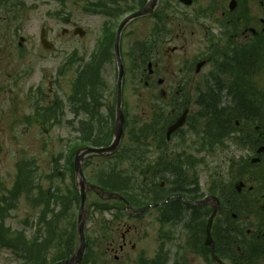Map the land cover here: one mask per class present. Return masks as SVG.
<instances>
[{
	"label": "flooded vegetation",
	"instance_id": "1",
	"mask_svg": "<svg viewBox=\"0 0 264 264\" xmlns=\"http://www.w3.org/2000/svg\"><path fill=\"white\" fill-rule=\"evenodd\" d=\"M149 1L94 0L95 16L108 17L111 21L98 25L94 59L84 64L82 89L84 79L88 81L91 76H101L107 64H114L117 80L114 89L106 94L107 100L112 96L115 99L114 112L110 114L113 129L110 132L107 129L108 133H102L96 139L93 134H100L99 130L94 127L91 134L83 127L82 149L107 148L113 140L120 77V63L115 51L117 30L125 16L142 10ZM249 1L192 0V6L186 7L180 0L170 3L158 0L155 12L147 16L152 23L144 43L137 45L140 46L136 48L138 52H135L133 34L129 33L131 23L135 21L127 24L122 32L124 115L127 114L125 93L132 87L130 82L133 83L135 67L140 65L142 68V62L147 68V71L143 69L148 91L147 102L142 105L144 118L138 119L139 126L130 132L129 124L124 126V136L129 133L128 140L132 144L126 155L134 158L135 150L144 149L145 169L140 172L147 175L144 187L152 196L145 201L147 210L143 215L147 246L144 264H264V132L259 84L262 69L260 63L257 67L253 62L247 64L246 56L247 45L256 46L258 53L262 51L264 19L248 17ZM255 1L264 8L262 0ZM232 4L235 9L230 11ZM173 6L194 8L190 16L183 14L182 17L191 26L189 32L177 15L167 14L176 10ZM256 23L260 25L256 26ZM176 45L186 52L184 57L176 60L180 66L178 70L172 59L179 51ZM160 48L166 50L163 55L158 51V62L153 63L156 57L149 56ZM188 48L191 49L190 56L187 55ZM89 86L93 91L98 90L92 84ZM92 89L88 94L87 90L82 92V107L89 117L87 110H93L92 104L94 111L101 107L91 93ZM245 95L250 101L242 100ZM108 104L104 99L102 106L107 108ZM177 123L181 126L170 133ZM88 124L83 122L85 127ZM188 136L192 138V153L184 163L193 167V180L191 184L177 181L173 185L172 179H177L179 174L174 176L170 170L176 164L184 170L182 159L188 154L181 152L175 155V161H167L166 158L171 156L168 145L181 137L179 144L183 146ZM242 150L243 155H234L235 151ZM92 157L96 156L89 158ZM153 159L155 161H151ZM200 170H203L201 177ZM180 173L188 177L182 171ZM159 180L162 184L158 186ZM168 185L173 186L171 193L163 191ZM258 186L263 191L260 192ZM216 209L217 216L209 237L208 224ZM128 234L121 236V252L128 244Z\"/></svg>",
	"mask_w": 264,
	"mask_h": 264
},
{
	"label": "rangeland",
	"instance_id": "2",
	"mask_svg": "<svg viewBox=\"0 0 264 264\" xmlns=\"http://www.w3.org/2000/svg\"><path fill=\"white\" fill-rule=\"evenodd\" d=\"M174 1L161 0V3ZM173 7H176V10L167 14L177 15L179 21H183V27L189 32L191 26L187 21L182 20V17L183 14L190 16L194 8ZM249 7L248 17L264 19V8H260L258 1L250 0ZM96 12L94 0H10L8 5L2 8L0 6V197L8 196L9 192L13 191L15 183L17 184L16 179L21 183L18 182L20 187L31 171L35 173L33 181H36L41 189L30 198L21 194L14 207L4 212V223L13 233L22 234L27 242H36L41 247L46 244L47 253H44L46 255H42L39 249L35 251L46 258L44 260L46 264L58 261L62 253L58 244L66 233L71 232L74 237L73 252L78 247L76 226L80 204L77 191L74 189L72 165L81 130L85 128L92 134V127H95L94 129L99 130L100 134L96 132L93 135L99 139L102 133L106 134L113 129V119L110 114L114 112L115 99L112 96L107 100L106 94L107 91L114 89L117 80L114 64L105 65L101 76L94 75L91 79L88 76L87 79L90 80L83 81L82 92L87 90L86 94L92 89L90 84L98 88L95 91L91 90L101 104L100 108L96 107L94 118L86 116L83 107L82 116L75 117L71 113L69 104V98L75 91L74 85L79 69L82 67L84 72V64L94 59L92 55L99 23L111 21L108 17L95 16ZM216 19L218 20L219 16ZM151 23L152 19L148 18L131 23L129 33L133 34L135 49L140 47L137 45L144 43ZM77 28L85 32L83 37L75 34ZM42 30L46 31V39L53 49H46L42 45ZM127 47L124 48L127 49ZM176 47L179 51L173 55L172 59L174 67L178 70L180 66L176 60L184 57L186 52L181 51L179 45ZM143 49L142 46V51ZM165 50L160 48L151 54L149 57H156L152 62H158V51L163 55ZM138 51L135 50V52ZM187 55H191L190 48ZM135 57L137 64V53ZM140 64L142 68L140 65L135 67L133 83L130 82L132 87L125 93L127 97L124 107L127 113L125 123L131 128L129 132L133 127L139 126L138 119L144 118L142 105L147 102L145 95L148 91L145 89L146 79L143 71L144 68L147 71V68L144 66L145 63ZM259 84L262 95L264 75ZM153 85L156 86V82ZM106 87H108L107 90ZM254 97L258 98L255 95ZM100 98L103 102L105 99L106 103H109L107 108L106 105L105 108L102 106L103 102ZM90 103L92 104L93 100ZM99 115L102 118L98 117ZM85 121L89 123L88 127L83 125ZM96 121L102 123L98 124ZM263 126L262 122V128ZM129 137H131L129 133H126L120 151L112 159L99 157L86 159L84 171L88 180H94L97 176L111 172L112 175L120 178L123 191L130 195L141 191L144 196H147L143 200L146 201L148 197L152 198L151 194L143 184V189L139 188V183L147 176L144 172H140L145 169L144 149L135 150L134 158L127 156L126 153L132 145L128 140ZM179 142L181 137H177L168 145L167 151L171 152V156L166 158L167 161H175V155L181 152L187 153L188 156L182 159L183 167H186L184 170L177 164L170 170L174 172V176L179 174L177 179H172L173 185L177 181L190 183L194 176L193 167L184 163L192 153V138L188 136L183 146H180ZM248 144L250 146L249 142ZM242 152L243 150L235 151L234 155L241 156ZM181 171L188 177L183 176ZM202 172L203 170H200V177ZM161 184L162 180H159L157 185ZM257 189L260 192L263 191L261 186ZM163 191L171 193L173 186L168 185ZM42 195L43 197H40ZM46 198L51 201L50 210L56 207V211L55 214H49L48 211L47 223H40L44 211L47 210ZM40 200L45 205H40ZM54 202H57L58 206H53ZM103 205V201L96 194L88 193L89 212L85 230L86 234L94 240L92 254L96 259L95 264H138L147 247L144 239L146 223V220H143L144 216L130 217L125 211L121 212L120 205H115V210L110 213H103L101 210ZM111 206L113 207L112 204ZM118 213H121L119 219L115 217ZM105 221L110 222L111 225L106 238ZM48 223L51 224L47 226ZM129 230L131 234H129L125 251L114 253V250L118 251L122 243V234H127ZM0 264H23V258L0 247Z\"/></svg>",
	"mask_w": 264,
	"mask_h": 264
},
{
	"label": "trees",
	"instance_id": "3",
	"mask_svg": "<svg viewBox=\"0 0 264 264\" xmlns=\"http://www.w3.org/2000/svg\"><path fill=\"white\" fill-rule=\"evenodd\" d=\"M9 2L10 0H0L1 8L3 6L8 5ZM252 57L255 58L254 55H252ZM263 73H264V69H263ZM74 88H75V91L71 95V98H69V102H70L69 104L71 107V113H73L75 117L79 118L82 116V67L79 69V72L77 74V79H76ZM81 125H82V120H81ZM77 140H79V142H77V147L75 148L74 151L82 148V130H81V137H79ZM34 175L35 173L31 171L29 177L22 183L20 187L18 185L19 180L17 181L16 179L17 184L15 183L13 191L9 192L8 196L0 197V219H1L0 221V247L10 250L17 256L23 258V264H46V262H44L46 258L42 257V255H46L44 254L45 252L47 253L46 244L42 245L41 247L36 242H33V241L27 242L25 238L22 236V234L17 233V232L13 233L10 229H8V227L4 223L5 222L4 212H6L8 208L14 207V204L17 203V199L21 194H24L25 196H27V198H30L31 196H33L34 194H36L37 192L41 190L39 189V186L36 184V181H33ZM106 175L103 178L102 177L99 178V180L97 179L98 180L97 183L101 185V187H103L105 190L109 191L110 193L116 192V193L123 195L128 200V202L136 209H140L142 207L140 204L143 202V192L140 191L139 193H136L135 195H130L129 193H126L125 191H123L121 182L119 181L120 178L118 176L116 175L106 176ZM107 179L108 181H106ZM140 189L142 188L140 187ZM57 195L59 194L57 193ZM46 196L47 194L45 195V197ZM40 197H43V195ZM47 201H48V198H46L45 203H47ZM50 202L51 201H48L47 203V210L44 211L43 217H41L40 219V223L42 222L47 223L46 214L48 211H49V214L50 213L55 214L56 207L51 211ZM39 203L40 205L42 204L45 205V203L42 200H40ZM115 203L122 205L118 202H115ZM57 204H58L57 202L56 203L54 202L53 206H58ZM122 206L124 209V205ZM113 209L114 208L111 206V203H104L101 210L103 213L104 212L110 213ZM119 217H120L119 214L116 215V218L119 219ZM50 224L51 223H48L47 226ZM109 226H111L110 222L105 221L104 223L105 238H106L107 232L110 230ZM69 234L66 233L64 236H62L60 243L58 244L60 249H62L61 251L62 253L60 254L61 256L59 257L57 262L69 259L74 253L73 252V245L75 244L74 239H73L74 237L72 236L71 232H69ZM106 241H108V239ZM87 242H88L87 254H86L83 264H95L96 259L93 257V254H92V251H93L92 245L94 243V240L89 235L87 237ZM36 249L41 250L43 254L41 255L35 252Z\"/></svg>",
	"mask_w": 264,
	"mask_h": 264
},
{
	"label": "water",
	"instance_id": "4",
	"mask_svg": "<svg viewBox=\"0 0 264 264\" xmlns=\"http://www.w3.org/2000/svg\"><path fill=\"white\" fill-rule=\"evenodd\" d=\"M181 1L185 5H191V0H181ZM156 3H157V0H151L150 4L143 11L128 17L122 23V25L119 29L118 38L120 37L124 26L130 20L135 19V18H139V17H142L144 15L151 13L153 11V8L156 6ZM76 34H79L80 36H82V30L77 29ZM44 37H45V31H43V35H42L43 45L47 49H52V45L50 43H48ZM116 53H117L118 59L120 61L119 44L118 43L116 45ZM120 78H121V75H120ZM121 79L119 82L120 91H119V105H118L117 118H116V128H115V132H114V141H113L112 145L107 149H87L84 151H82V149H81L76 153V158H75V162H74V170H75V175H76V185L79 189L80 198H81V206H80V210H79L78 228H77L78 229V235H79V247H78L75 255L71 259L57 263V264H81L83 259H84L85 251H86V247H87V241H86V235H85V226H86V221H87V193L89 191L95 192L103 200H119V201L124 202L127 206V210L131 214L138 215V214H141L143 212V211H140V212L133 211L132 208L127 203V201L125 199H123L121 196H119L118 194H108V193L104 192L101 188L89 184L85 178L84 173H83V163H84V159L87 155L97 154V155L103 156V155L111 154V153L116 152L120 146V143H121V140L123 137V129H124V123H125L124 115H123L122 110H121V103H122ZM180 126H181L180 123L173 126V128L170 130V133L173 132L174 130H176L177 128H179ZM214 217H212L211 223H212ZM211 223H210V225H211Z\"/></svg>",
	"mask_w": 264,
	"mask_h": 264
}]
</instances>
